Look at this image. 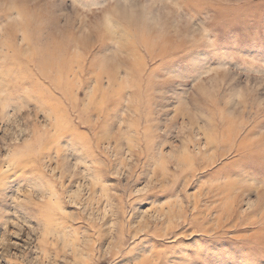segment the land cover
I'll return each mask as SVG.
<instances>
[{
	"label": "rangeland",
	"instance_id": "obj_1",
	"mask_svg": "<svg viewBox=\"0 0 264 264\" xmlns=\"http://www.w3.org/2000/svg\"><path fill=\"white\" fill-rule=\"evenodd\" d=\"M102 2L0 0V264H264V0Z\"/></svg>",
	"mask_w": 264,
	"mask_h": 264
},
{
	"label": "clouds",
	"instance_id": "obj_2",
	"mask_svg": "<svg viewBox=\"0 0 264 264\" xmlns=\"http://www.w3.org/2000/svg\"><path fill=\"white\" fill-rule=\"evenodd\" d=\"M176 5L171 0H162L157 6L153 0H103L102 3L86 8L94 11L97 25L105 32H113L117 23L129 26L139 25L144 33H157L160 38L169 34L180 35L179 29L186 30L184 37L203 43L211 39L212 29L207 18L194 20L181 16L174 24H169Z\"/></svg>",
	"mask_w": 264,
	"mask_h": 264
}]
</instances>
